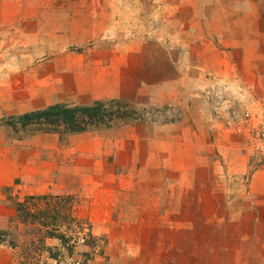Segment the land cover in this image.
Listing matches in <instances>:
<instances>
[{
  "label": "rangeland",
  "instance_id": "374dc122",
  "mask_svg": "<svg viewBox=\"0 0 264 264\" xmlns=\"http://www.w3.org/2000/svg\"><path fill=\"white\" fill-rule=\"evenodd\" d=\"M246 7L0 0V264H264V34L232 33ZM95 102L130 118L64 137L1 123ZM206 130L230 149L202 178L184 160Z\"/></svg>",
  "mask_w": 264,
  "mask_h": 264
},
{
  "label": "trees",
  "instance_id": "16d2710c",
  "mask_svg": "<svg viewBox=\"0 0 264 264\" xmlns=\"http://www.w3.org/2000/svg\"><path fill=\"white\" fill-rule=\"evenodd\" d=\"M127 118H130V111L112 110L101 102L89 106L59 103L19 116L3 118L1 123L16 133H43L64 137L109 129L114 120Z\"/></svg>",
  "mask_w": 264,
  "mask_h": 264
},
{
  "label": "crops",
  "instance_id": "0c3cea01",
  "mask_svg": "<svg viewBox=\"0 0 264 264\" xmlns=\"http://www.w3.org/2000/svg\"><path fill=\"white\" fill-rule=\"evenodd\" d=\"M244 4L247 5L246 9L242 11V13H244V15L248 16L251 20V23H249V25L243 24V25H239L235 28V26H233L232 28V33H241V32H246L249 34V39L252 40V42L255 43V38L257 37V35H260L261 33L264 34V23H262L261 27H258L255 24V21H263L264 22V0H241ZM236 34V33H235ZM263 46V45H262ZM264 47V46H263ZM240 60H243L242 57H239ZM249 61H251L250 63H261L260 59L258 57H249L248 58ZM257 77H261V72L257 70V73H253L251 75L246 76V79H258ZM204 134L206 135L205 137L201 136L198 140L200 141V144L197 145L195 143H191L190 147L193 148V150H195V153L193 156H189V158H187V160H184L187 163V167H189V169H194L195 167H200V171H201V177L203 178L202 174L204 175L207 170V166L211 163V161L213 160V158L215 157V152H225L226 150H229L230 147L225 146L223 143L221 145L217 144L218 142L214 140V142L210 139L211 135L209 134V132L206 130L204 132ZM213 138V137H212ZM211 144L212 147H215V149L212 150V152L209 151H204V146ZM192 149L189 148V151H191ZM196 162H199L200 165H198ZM217 163L218 160L216 161ZM205 167V168H204ZM158 168H160V165L158 166ZM204 168V169H203ZM208 169V168H207ZM195 170V169H194ZM161 173V172H159ZM154 180V179H153ZM153 180H151V182H153ZM251 187H250V191H252V193H255L256 191H260L262 193H264V168H257L253 170V173L251 174ZM158 182V181H157ZM252 188V189H251ZM254 199H256V196L252 197ZM253 199V200H254ZM255 201V200H254ZM252 202V204L255 205V202ZM253 220V219H252ZM254 221H252L253 223ZM264 224V223H263Z\"/></svg>",
  "mask_w": 264,
  "mask_h": 264
},
{
  "label": "built area",
  "instance_id": "2783aa9c",
  "mask_svg": "<svg viewBox=\"0 0 264 264\" xmlns=\"http://www.w3.org/2000/svg\"><path fill=\"white\" fill-rule=\"evenodd\" d=\"M253 139L256 141V148L260 152V154L263 156L264 159V129L261 131H256L252 133Z\"/></svg>",
  "mask_w": 264,
  "mask_h": 264
}]
</instances>
